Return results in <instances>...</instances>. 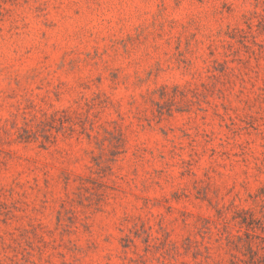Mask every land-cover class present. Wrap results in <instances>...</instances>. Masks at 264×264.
<instances>
[{
	"label": "rangeland",
	"instance_id": "374dc122",
	"mask_svg": "<svg viewBox=\"0 0 264 264\" xmlns=\"http://www.w3.org/2000/svg\"><path fill=\"white\" fill-rule=\"evenodd\" d=\"M0 264H264V0H0Z\"/></svg>",
	"mask_w": 264,
	"mask_h": 264
}]
</instances>
